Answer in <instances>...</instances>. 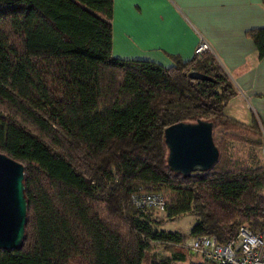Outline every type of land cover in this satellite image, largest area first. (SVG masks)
Here are the masks:
<instances>
[{
  "label": "trees",
  "instance_id": "16d2710c",
  "mask_svg": "<svg viewBox=\"0 0 264 264\" xmlns=\"http://www.w3.org/2000/svg\"><path fill=\"white\" fill-rule=\"evenodd\" d=\"M113 2L0 0V152L24 164L28 202L23 245L0 248V264H215L191 261L187 236L225 243L242 225L264 229V165L220 153L188 177L168 166L164 133L177 122L262 138L255 114H227L231 77L209 52L170 66L115 56ZM249 32L264 56V28ZM136 192L164 194L166 217L135 205ZM187 213L188 234L159 228ZM158 249L171 259L156 260Z\"/></svg>",
  "mask_w": 264,
  "mask_h": 264
},
{
  "label": "crops",
  "instance_id": "0c3cea01",
  "mask_svg": "<svg viewBox=\"0 0 264 264\" xmlns=\"http://www.w3.org/2000/svg\"><path fill=\"white\" fill-rule=\"evenodd\" d=\"M113 4L115 56L170 66L176 57L193 58L197 43L205 40L237 94L248 101L251 116L264 125V56L249 32L264 28V0H114Z\"/></svg>",
  "mask_w": 264,
  "mask_h": 264
},
{
  "label": "water",
  "instance_id": "95a60500",
  "mask_svg": "<svg viewBox=\"0 0 264 264\" xmlns=\"http://www.w3.org/2000/svg\"><path fill=\"white\" fill-rule=\"evenodd\" d=\"M197 80L213 77L190 71ZM215 122H177L165 129L168 166L175 173L188 177L214 168L220 160V150L214 139ZM25 167L20 161L0 152V248L20 249L26 235L28 202L25 196Z\"/></svg>",
  "mask_w": 264,
  "mask_h": 264
},
{
  "label": "built area",
  "instance_id": "2783aa9c",
  "mask_svg": "<svg viewBox=\"0 0 264 264\" xmlns=\"http://www.w3.org/2000/svg\"><path fill=\"white\" fill-rule=\"evenodd\" d=\"M207 52L213 53L210 44L200 40L195 47V56L202 57ZM264 143V126L261 123ZM132 201L141 208L164 212L166 197L159 192H136ZM204 261L215 264H264V229L253 231L246 225L240 226L237 235L222 243L215 236L190 235L183 246Z\"/></svg>",
  "mask_w": 264,
  "mask_h": 264
},
{
  "label": "rangeland",
  "instance_id": "374dc122",
  "mask_svg": "<svg viewBox=\"0 0 264 264\" xmlns=\"http://www.w3.org/2000/svg\"><path fill=\"white\" fill-rule=\"evenodd\" d=\"M244 96V95H243ZM240 93L236 98L230 100L226 112L228 115L243 121H251L250 108L247 107L248 101ZM233 105L237 108V113H234ZM214 139L220 148L221 157L232 163L257 167L264 165V143L263 138L251 130H240L237 128H224L217 126L214 129ZM166 217L164 212H156L153 217ZM197 220V216L192 213L183 214L175 219H167L159 228L171 231H180L188 234ZM191 254V261H202V259ZM153 257L156 260L171 259V255L163 249H158L153 252ZM149 258V257H148ZM146 258L143 264H151L150 259ZM171 263V262H170ZM171 264H189L188 261H173Z\"/></svg>",
  "mask_w": 264,
  "mask_h": 264
}]
</instances>
